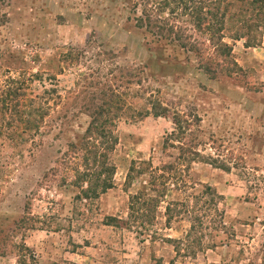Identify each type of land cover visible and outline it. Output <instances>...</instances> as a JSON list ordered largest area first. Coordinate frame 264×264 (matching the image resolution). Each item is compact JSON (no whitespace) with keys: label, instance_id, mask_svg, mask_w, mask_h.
Masks as SVG:
<instances>
[{"label":"rangeland","instance_id":"obj_1","mask_svg":"<svg viewBox=\"0 0 264 264\" xmlns=\"http://www.w3.org/2000/svg\"><path fill=\"white\" fill-rule=\"evenodd\" d=\"M195 1L184 8L174 0H0V80L37 72L39 90L40 83L55 87L69 109L63 136L54 137L57 129L33 160L28 157L25 167L19 158L12 160L0 179V239L9 236L0 264H23L22 257L26 264H237L244 244L252 249L239 264L261 260L264 27L252 30V46L227 37L242 71L212 77L199 68L213 47L192 9ZM147 12L159 19L151 31L138 26L137 18ZM84 74L115 87L129 109L118 121L120 141L111 155L114 187L94 202L74 204L76 188L62 185L49 170L68 138L83 134L90 121L72 103ZM151 94L168 107L166 117L144 115ZM174 112L194 122L188 136L201 153L191 168L181 164L182 174L223 195L224 222L235 231L230 244L218 242L195 257L180 256L175 243L165 240L185 236L190 225L185 218L166 225L161 212L153 240L120 222L107 224L109 216L127 217L130 194L146 178L128 183L131 167L143 161L162 166L179 156L177 142L166 141ZM213 158L215 164L206 162ZM26 215L31 219L22 225L19 219Z\"/></svg>","mask_w":264,"mask_h":264},{"label":"trees","instance_id":"obj_2","mask_svg":"<svg viewBox=\"0 0 264 264\" xmlns=\"http://www.w3.org/2000/svg\"><path fill=\"white\" fill-rule=\"evenodd\" d=\"M174 1L189 8L188 4L195 0ZM195 2L198 5L192 6V9H197L194 12L197 21H204L208 40L213 47V52L200 60L199 68L212 77H217L219 73L226 76L238 74L242 68L233 56V45L225 39H245L246 46L254 45L256 37L251 36L252 30L264 27V0ZM137 20L139 27L151 31L158 26L159 19L147 12L146 18L139 17ZM91 75H83L82 88L72 98V103L78 107L77 112L88 114L90 121L83 134L68 138L66 150L49 170L50 174L59 178L62 185L76 188L74 204L94 202L114 187L116 166L111 161V155L120 141L118 121L129 109L126 100L115 87L91 81ZM40 76L37 72L20 76L6 74L5 79L0 80V179L4 177L9 162L19 158L25 167L28 164L26 159L29 157L33 160L36 152L44 147L47 138L57 129L54 137L63 136L64 128L69 123V109L63 96L55 87L48 88L42 83V89L39 90L35 82ZM144 111L145 116L153 114L166 117L169 113L168 107L160 99H154L152 94L148 97V106ZM137 115L141 116L142 112L139 111ZM171 117L175 127L167 135L166 141L172 139L177 142L175 145L180 149L179 156L175 162L162 166H153L143 161L139 166L131 167L127 175L128 183L141 176L146 175V178L138 190L130 194L127 217L120 219L109 216L110 222L107 224L117 225L120 222L124 227L134 229L153 240L157 234L152 228L161 212L165 216L166 225L185 218L190 224L185 236L179 239L167 237L165 240L175 243V250L180 256L195 257L206 248L217 246L218 242L230 244L235 231L234 226L224 222L225 210L220 206L223 195L208 184L197 187L196 182L188 181L182 174L181 164L188 166L187 169L191 168V163L199 159L201 153L188 136L192 135L194 122L178 112H174ZM188 131L191 133L188 134ZM206 162L215 164L217 160L213 158ZM217 166L230 169L224 164ZM254 180L256 178H252L251 182ZM30 219L26 215L19 222L26 225ZM219 235L222 238L217 241L215 237ZM8 238L7 235L0 239V253L7 245ZM263 246L264 243L261 244ZM251 249V245L244 244L234 261L239 264L245 252ZM259 251H263L261 260L258 262L250 259L247 264H264V250ZM26 261L22 257L23 264Z\"/></svg>","mask_w":264,"mask_h":264}]
</instances>
